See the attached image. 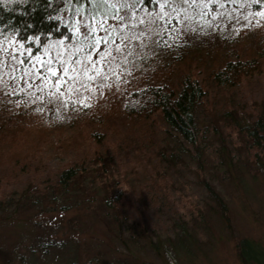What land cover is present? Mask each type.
Instances as JSON below:
<instances>
[{
  "label": "rangeland",
  "instance_id": "obj_1",
  "mask_svg": "<svg viewBox=\"0 0 264 264\" xmlns=\"http://www.w3.org/2000/svg\"><path fill=\"white\" fill-rule=\"evenodd\" d=\"M152 2L157 11L151 16L144 0H89L88 11L78 6L73 17L77 40L65 60L73 86L61 94L63 105L58 92L41 90L40 79L28 64L21 66L19 57H0V97L6 88L33 105V119L25 124L44 134L60 123L72 97L83 96L96 114L111 117L121 90L141 76L179 86L185 77L198 75L211 96L210 105L197 112V149L161 129H154L149 146L115 137L106 169H91L63 190L53 182L67 153L56 152L55 132L21 182L3 165L13 150L2 140L0 264H240L237 241L248 238L264 248V169L246 166L245 152L235 140L230 145L221 127L228 106L242 117L252 106L264 105V76L234 92L217 88L211 79L224 59L244 55L262 41L264 26L250 28L246 0ZM168 152L171 156H160ZM155 172L158 179L162 174L169 179L168 197L158 200V209L148 206L144 213L132 198L135 206L126 205L118 219L104 206L105 177L114 188L139 192ZM203 180L226 203L233 235ZM43 181L51 184L45 193L35 188Z\"/></svg>",
  "mask_w": 264,
  "mask_h": 264
},
{
  "label": "trees",
  "instance_id": "obj_2",
  "mask_svg": "<svg viewBox=\"0 0 264 264\" xmlns=\"http://www.w3.org/2000/svg\"><path fill=\"white\" fill-rule=\"evenodd\" d=\"M246 1L248 7L244 17L250 28L264 26V0ZM144 5L150 16L157 11L152 0H144ZM78 6L88 11L89 0H0V57H19L21 66L28 64L33 77L40 79L41 90L47 88L59 93L56 98L62 105L61 94L69 93L73 86L66 75L65 60L72 57L77 40L73 17ZM262 41L244 55L237 52L234 57L224 59L211 74L214 85L234 92L244 83L264 76V37ZM210 96L198 75L192 79L185 77L179 86L171 85L162 77L141 76L139 81L121 90L111 117L96 114L94 104L80 95L65 104L68 111L60 123L47 133L39 134L37 128L32 130L25 124L33 119V105L24 104L17 93L4 88V95L0 97V142L4 140L6 147L13 151L3 165L13 171L11 178L21 182V176L37 162L38 155L50 144L52 132H55L59 140L56 152L62 150L67 156L58 165L53 183L58 189L66 190L91 169H106L105 165L112 159L110 140L115 137L132 142L144 140L143 143L149 146V141L156 138L154 129H161L164 134L181 139L184 143L181 144L187 148L197 149L200 136L197 112L201 106L210 105ZM226 110L221 127L230 138V145H234V140L240 145L246 155V166L254 164L264 169V105L252 106L242 117L231 111L230 106ZM157 174L140 185L139 192L118 185L114 188L109 177H105L104 206L119 219L124 207L128 204L134 207L133 199H136L143 206L142 212L147 213L148 206L154 208L160 198L168 197L169 179L164 174L158 179ZM8 178H4L6 183L10 182ZM202 184L233 235L230 212L223 198L207 181L203 180ZM40 185H35L36 190L41 188L40 192L45 193L51 184L48 186L47 181H43ZM236 246L240 264H264V248L260 243L243 238Z\"/></svg>",
  "mask_w": 264,
  "mask_h": 264
}]
</instances>
